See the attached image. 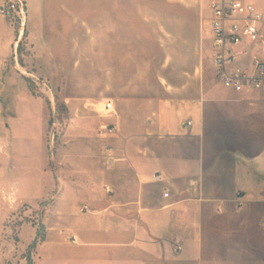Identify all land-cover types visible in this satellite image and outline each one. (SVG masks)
Instances as JSON below:
<instances>
[{"label": "rangeland", "instance_id": "obj_1", "mask_svg": "<svg viewBox=\"0 0 264 264\" xmlns=\"http://www.w3.org/2000/svg\"><path fill=\"white\" fill-rule=\"evenodd\" d=\"M7 2L0 0V6ZM24 2L23 24L0 18V40L5 41L0 46V180L11 174L7 137L12 129L16 135L28 125L40 126L25 117L27 108L38 110L29 99L35 98L44 108L43 144L52 158L74 117L87 127L98 119L97 130L117 122L116 136L106 141L97 137L88 145L138 143L143 99L194 96L201 93L203 82L213 86L218 82L211 63L208 0ZM251 92L239 103L209 111L211 159L230 150L253 155L264 150V91ZM108 103L109 112L105 110ZM21 138L28 141L24 135ZM27 143L26 153L30 151ZM80 154L77 149L64 156L67 175ZM58 159L50 161V169L57 167ZM14 164L21 178L38 163L26 156ZM6 186L0 183V264H14L13 258L32 253L18 245L22 226L36 228L37 238H43L45 204L12 210L3 198L8 197ZM237 194L226 205V213L207 224L202 261L195 264H264V198L239 207ZM172 261L163 264H192ZM25 264L30 263L25 259Z\"/></svg>", "mask_w": 264, "mask_h": 264}, {"label": "crops", "instance_id": "obj_2", "mask_svg": "<svg viewBox=\"0 0 264 264\" xmlns=\"http://www.w3.org/2000/svg\"><path fill=\"white\" fill-rule=\"evenodd\" d=\"M246 1L264 12V1ZM3 43L0 40V46ZM237 51L240 56L231 68L252 74L254 57L264 62L260 46L245 43ZM216 83L203 82L201 93L194 96L143 99L138 143L88 145L99 137L97 127L101 122L93 119L87 127L82 119L74 117L52 158L47 157L43 144L44 108L35 98L29 99L38 110L27 108L25 117L40 126L28 125L16 135L12 129L7 137L11 174L7 173L0 183L8 185V197L3 198L8 199L5 205L12 210L45 204L43 238H37L36 228L22 226L18 245L24 250L30 248L32 253L26 258H13L14 264H25V259L30 264L202 261L206 226L226 213V205L234 200L236 192L243 196L245 206L264 198V150L253 155L236 149L210 158L209 111L217 105L239 103L248 95ZM18 114L23 116L21 110ZM188 122L190 126H186ZM116 124L109 125L118 132ZM22 135L28 138V153ZM106 146L112 148V166L105 162ZM77 149L81 158L75 160L67 175V160L63 158ZM26 156L38 164L20 178L14 162ZM56 156L58 169H50L49 163L55 162ZM156 174L163 176L162 183L153 182ZM105 187L114 193L107 194ZM164 189L169 192L167 199L163 198ZM73 237L77 243L72 242Z\"/></svg>", "mask_w": 264, "mask_h": 264}, {"label": "built area", "instance_id": "obj_3", "mask_svg": "<svg viewBox=\"0 0 264 264\" xmlns=\"http://www.w3.org/2000/svg\"><path fill=\"white\" fill-rule=\"evenodd\" d=\"M25 8L24 0H8L0 6V18L17 20L23 24L26 18ZM208 10L211 14V63L217 81L236 93L264 91V62L261 59L254 57L252 74L238 67L231 68L240 56L237 51L240 45L250 43L263 46L264 50V12L246 0H208ZM110 109L111 104L108 103L105 110L109 112ZM190 125V122L186 124ZM116 134L115 126H102L98 132L103 139ZM105 151V162L112 166L115 161L112 148L106 146ZM153 182L162 183L163 176L156 174ZM105 191L108 194L114 193L108 187H105ZM163 198H169L167 189L163 191ZM237 203L239 207L245 204L240 193L237 194ZM84 210L88 211V208L84 207ZM72 242L77 243L76 238L73 237Z\"/></svg>", "mask_w": 264, "mask_h": 264}]
</instances>
